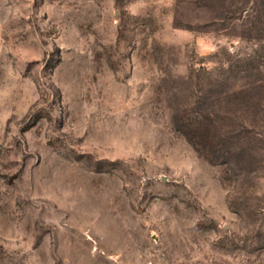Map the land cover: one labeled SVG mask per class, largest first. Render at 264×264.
<instances>
[{
    "label": "rangeland",
    "instance_id": "374dc122",
    "mask_svg": "<svg viewBox=\"0 0 264 264\" xmlns=\"http://www.w3.org/2000/svg\"><path fill=\"white\" fill-rule=\"evenodd\" d=\"M0 264H264V0H0Z\"/></svg>",
    "mask_w": 264,
    "mask_h": 264
}]
</instances>
